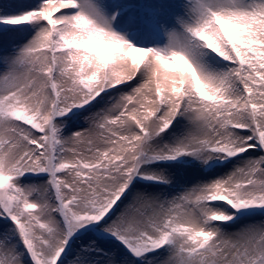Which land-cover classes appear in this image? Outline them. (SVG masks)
<instances>
[{"label": "snow or ice", "instance_id": "6c2138e0", "mask_svg": "<svg viewBox=\"0 0 264 264\" xmlns=\"http://www.w3.org/2000/svg\"><path fill=\"white\" fill-rule=\"evenodd\" d=\"M0 264H264V0H0Z\"/></svg>", "mask_w": 264, "mask_h": 264}, {"label": "rangeland", "instance_id": "374dc122", "mask_svg": "<svg viewBox=\"0 0 264 264\" xmlns=\"http://www.w3.org/2000/svg\"><path fill=\"white\" fill-rule=\"evenodd\" d=\"M26 2H30V0H26Z\"/></svg>", "mask_w": 264, "mask_h": 264}]
</instances>
